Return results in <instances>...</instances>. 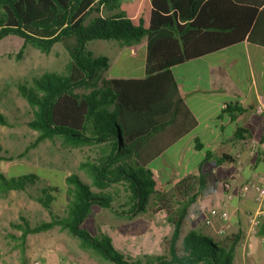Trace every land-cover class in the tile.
Instances as JSON below:
<instances>
[{"label": "trees", "instance_id": "obj_1", "mask_svg": "<svg viewBox=\"0 0 264 264\" xmlns=\"http://www.w3.org/2000/svg\"><path fill=\"white\" fill-rule=\"evenodd\" d=\"M113 1L0 0V41L8 36L22 40L16 59L27 47L47 54L57 43L65 45L69 56L64 74L44 72L30 85L17 86L32 111L27 126L38 134L34 144L58 138L67 147L98 150L94 161L80 164L90 184L74 174L62 177L47 170L48 176L0 174V196L25 191L41 179L54 188L39 189L35 198L51 215L48 221L31 225L19 216L10 226L20 232L22 244L28 235L58 228L76 239L81 250L110 264H233L239 233L214 239L184 231L188 210L206 187L202 165L232 157L207 153L198 166L199 177L188 175L166 193L155 190L148 165L195 126L171 69L243 41L264 47V0H130L100 16V7L111 8ZM141 39L146 41L143 78L97 75L108 69V60L95 58L86 48L89 42L115 40L131 46ZM7 125L0 113V126ZM3 153L0 144V162L11 160ZM57 178L59 185L52 182ZM115 187L125 192L119 216L145 214L150 202L151 213L165 212L171 232L163 239L164 254L133 261L116 250L109 235H92L82 227L94 207L114 212ZM55 199L65 204L61 216L52 213ZM146 225L139 220L133 228ZM257 236L264 238V216Z\"/></svg>", "mask_w": 264, "mask_h": 264}, {"label": "rangeland", "instance_id": "obj_2", "mask_svg": "<svg viewBox=\"0 0 264 264\" xmlns=\"http://www.w3.org/2000/svg\"><path fill=\"white\" fill-rule=\"evenodd\" d=\"M21 46L22 40L16 36H8L0 41V113L8 121L7 126H0V144L5 152L3 155L11 157L9 161L0 162V174L7 175L8 178H17L29 173L48 176L47 170L60 173L62 177L74 174L82 181L90 184L89 178L84 171L80 170V164L86 161H94L98 156L97 148L91 146L67 147L58 138L34 144L38 134L27 126V123L32 119V111L17 89L18 85H30L33 79L40 77L44 72L64 74L69 62L65 45L57 43L47 54L41 53L35 48L27 47L21 58L16 59ZM86 48L95 58H106L110 66L115 56L118 55L119 42L94 40L89 42ZM125 58L126 62L122 65ZM195 63L190 64L194 65ZM143 64L144 62L141 73L144 75ZM190 64L180 65L171 71L179 74V72L186 71ZM137 65L141 66V61L139 62L138 58L127 59V54L124 53L120 59L115 61L110 74H127L128 71L126 70L129 69L130 75L127 76H135L133 71ZM105 74L98 72L97 75L104 77ZM75 92L81 94L85 91L84 89H77ZM228 118L230 119V117ZM32 144L34 146L29 148L24 156L19 157ZM175 147L176 145L168 149L164 156L148 167L153 174V180L158 184H166L171 179L172 171H180L179 162L181 158L179 154H176ZM203 151H207V148L204 147L197 151V157H190L189 154L184 155L182 161L185 164L190 160V168H192L196 166V162L202 160ZM53 175L55 173L50 174V176ZM52 182L59 185L58 178ZM44 187L54 189L48 181L41 179L35 186L29 187L25 191H10L5 196L0 197L1 206H5V215L11 219L17 218L15 221L18 220V216L22 215L30 221L31 225L48 221L51 215L35 200L40 195L39 189ZM115 189L119 190V194L115 195L114 212L94 207L92 214L86 219L82 227L92 235H96L98 232L109 235L116 250L133 261H143L146 256L164 254L163 239L168 237L171 232V226L166 220L165 212L151 213L150 209L153 208V205L150 202L147 213L131 219L123 218L117 213L122 211L118 205L125 199V192L121 187H115ZM110 191L114 192L113 189ZM61 199L63 201V197ZM55 201L57 202L51 208L52 213L61 216L64 213L65 204L59 199H55ZM215 210L217 209L212 208L210 211ZM139 220L147 223L145 228L137 227L136 233L129 234L133 229L131 227ZM186 222L187 217L184 231L189 229ZM227 226H229L228 233L213 235V238L223 239L240 231L239 222L238 224L229 222ZM9 229L13 230L10 226ZM40 237L42 238L40 239ZM31 239H33L32 248L37 247L39 242H42L46 245L47 252L42 257L40 255L26 257L23 262L26 264L34 260L40 261L41 264H49L50 255L52 259L55 258V262L58 264H110L91 251L81 250L76 239L71 238L58 228L42 235H32ZM237 250H239L238 246ZM252 255L253 252L249 262L256 264ZM8 256L12 264L16 262L19 264L20 254L18 251L11 250L8 252Z\"/></svg>", "mask_w": 264, "mask_h": 264}, {"label": "crops", "instance_id": "obj_3", "mask_svg": "<svg viewBox=\"0 0 264 264\" xmlns=\"http://www.w3.org/2000/svg\"><path fill=\"white\" fill-rule=\"evenodd\" d=\"M127 1L130 0H115L111 3V8H107L105 5L101 6L99 15L107 16L109 15V9ZM124 53L127 54V59L138 58L139 62L141 61V66L137 65L134 69L135 76H127L130 75L129 69L126 70L128 71L127 74L111 75L112 66ZM145 56V39H141V41L131 46L119 43L118 55L115 56L113 62L104 72L106 73L104 77L109 79L143 78L145 71L143 75L141 70L143 68L142 63L145 62ZM125 62L126 58L123 59L122 65ZM194 62H196L194 65L190 64ZM183 64H190L186 71L179 72V74L172 73L177 81L179 94L184 105L195 120V126L150 163L152 164L164 156L168 149L176 145V154H179L181 158L179 162L180 171H172L171 179L166 184H158L154 180L156 183L155 190L166 193L188 175L199 177L198 166L207 153L216 157H232L231 161L220 164H216L211 159L202 165L206 187L198 194L196 201L189 208L186 223L189 227L187 231H200L211 238L214 237L213 235L228 233L229 226L224 228L218 219L214 220L211 226L206 225L204 219L206 213L212 208L217 210L222 208L225 196L223 186L229 184V191L233 194V200L225 209L230 214V222L234 224L239 222L238 228L240 231L238 233L241 235L240 240H242L247 228V222L243 215L249 212L253 213L256 204L252 191L244 197L240 196V187L246 181L256 179L264 170L262 158L258 156V153L250 155L244 148V142L253 139L258 142L259 151L264 152V47L243 41ZM258 105L263 108L262 114H257L255 111ZM229 107L232 108L229 109ZM204 147L207 148V151H203V158L195 163L196 166L190 168V160L184 164V161H182L184 155L189 154L190 157H197V151ZM239 152L242 153V172L236 180H233L232 174L235 171L234 156ZM4 208L5 206H1L0 202V264H12L8 258V252L11 250L19 252V264H26L23 262L26 257H31V255L45 256V252H47L45 244L39 242L37 247L32 248V235H28L25 243L22 244L19 240L20 232L9 229L12 223L19 221V216L17 221H15L17 218H8L5 215ZM230 227L233 226L230 225ZM136 229L137 227H134L132 229L134 232L131 231L129 234L136 233ZM43 233L34 235H42ZM260 242L261 245H259ZM252 249V256L256 264H264V238L258 237L256 234L253 238ZM50 259L49 264H58L55 262L54 257L52 259L51 255ZM34 262L41 264L40 261L35 260L30 261L28 264ZM16 263L18 264V262ZM248 263L253 262L243 258L240 248L239 250L236 248L233 264Z\"/></svg>", "mask_w": 264, "mask_h": 264}, {"label": "built area", "instance_id": "obj_4", "mask_svg": "<svg viewBox=\"0 0 264 264\" xmlns=\"http://www.w3.org/2000/svg\"><path fill=\"white\" fill-rule=\"evenodd\" d=\"M257 114L263 113V108L261 105H258L256 108ZM245 151L250 155H255L259 151V144L253 139H248L244 142ZM235 162V171L232 174V179L236 180L240 173L242 172V153L239 152L234 156ZM262 162L264 166V157H262ZM223 190L225 192L224 200L222 203V208L215 211H208L206 213L204 222L206 225L211 226L212 222L218 219L222 222L224 228L230 222V214L225 209L228 204L233 200V194L229 191V184H224ZM250 191L254 193V202L256 204V209L253 213H245L243 215L244 219L247 222V228L244 233L243 239L240 240L238 248H240L243 258L249 259L252 254V244L253 238L257 234L260 219L264 216V170L257 176L256 179L246 181L240 187V196L244 197ZM33 264H40L39 262H34ZM249 264V263H248ZM254 264V263H251Z\"/></svg>", "mask_w": 264, "mask_h": 264}]
</instances>
